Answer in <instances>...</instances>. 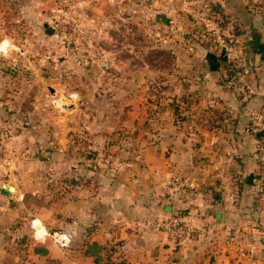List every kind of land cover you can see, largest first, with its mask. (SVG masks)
I'll list each match as a JSON object with an SVG mask.
<instances>
[{
  "label": "crops",
  "instance_id": "1",
  "mask_svg": "<svg viewBox=\"0 0 264 264\" xmlns=\"http://www.w3.org/2000/svg\"><path fill=\"white\" fill-rule=\"evenodd\" d=\"M216 1L221 29L234 42L231 55L202 39L193 2L179 0L171 11L159 0L156 11L146 10L156 21L159 45L173 49L175 63L174 86L162 78L166 86L157 91L154 117L141 123L137 112L148 106L136 103L139 92L131 86L92 89L68 110L44 109L42 96L16 107L14 120L26 127L22 139L46 127L53 142L70 144L75 134L96 150L113 143L116 131L141 123L157 126L158 140L151 147L156 153L78 154L75 165L63 154L66 145L62 154H12L13 166L0 170V264H264L261 232L246 212L264 173L259 134L248 121L264 105V8ZM173 177L186 182L184 194L173 196L167 188ZM4 184L14 189L10 198L2 194ZM179 212L200 234L173 252L157 221ZM32 218L68 233L72 246L33 245ZM91 244L103 249L92 255Z\"/></svg>",
  "mask_w": 264,
  "mask_h": 264
},
{
  "label": "rangeland",
  "instance_id": "2",
  "mask_svg": "<svg viewBox=\"0 0 264 264\" xmlns=\"http://www.w3.org/2000/svg\"><path fill=\"white\" fill-rule=\"evenodd\" d=\"M155 1L159 0H132L130 4L126 0H0V44L6 46L0 52V145L5 159L11 161L10 167L0 164V170L13 166L12 154H62L59 150L63 145V154H69L72 165L78 154L156 153L152 148L157 144L152 141L158 140L154 137L157 126L141 123L160 109L157 91L166 86L162 78L170 79L168 86H174L170 77L175 63L173 49L157 41L154 17L145 13L156 11ZM182 1L193 2L195 14L200 15L198 2L203 0ZM207 1L220 6L216 0ZM245 1L250 10L264 8V0ZM164 2L173 11L179 0ZM131 13L133 18L129 19ZM36 77L40 78L35 81ZM126 86L139 92L136 103L148 109L137 112L143 119L134 129L113 133V143L93 150L84 137H73L75 134L70 144L53 142L46 127L36 129L38 136L19 137L26 127L15 122V109L20 104L31 106L36 96H42L40 103L50 110L55 108L52 100L73 96L65 108L68 110L87 100L84 95L92 89ZM37 90L42 95H37ZM258 132L260 141L262 133ZM13 136L16 142L10 141ZM258 148L264 154L261 142ZM61 178L47 187L60 183ZM246 209L250 226L261 232L264 246V173Z\"/></svg>",
  "mask_w": 264,
  "mask_h": 264
},
{
  "label": "built area",
  "instance_id": "3",
  "mask_svg": "<svg viewBox=\"0 0 264 264\" xmlns=\"http://www.w3.org/2000/svg\"><path fill=\"white\" fill-rule=\"evenodd\" d=\"M198 4L200 5V15H196L195 18L201 32L206 34V38L215 44L221 53L231 55L234 50L233 46L228 42V37L217 27L216 23V20L220 18L219 14H217L219 6L207 0L198 2ZM128 30L129 29H125L127 32ZM5 47L6 46H2V44H0V52H4ZM63 98H66L67 101H64ZM73 99V96L62 97L58 100H52L51 103L53 105L58 103L59 105L64 106L63 109H65ZM249 118L251 120V124L257 128L256 130L263 134L261 144L262 147H264V109L251 111ZM0 164H4L7 167L11 166V161L6 160L4 157L1 145ZM166 185L173 196L178 195L187 187L184 179L180 177H173L169 179ZM29 228L30 240L35 246H44L48 243H51L60 250H68L71 247L72 238L68 233L63 231H51L47 229L45 225L37 218H32L30 220ZM157 228L166 234L169 247L173 252H176L181 247L191 243L200 234L199 230L189 222L167 213L159 218L157 221Z\"/></svg>",
  "mask_w": 264,
  "mask_h": 264
},
{
  "label": "trees",
  "instance_id": "4",
  "mask_svg": "<svg viewBox=\"0 0 264 264\" xmlns=\"http://www.w3.org/2000/svg\"><path fill=\"white\" fill-rule=\"evenodd\" d=\"M217 12H218L217 14H219V17H220V18H218V19L216 20L217 27H218L220 30L223 31V29H221V28H222V25H223V23L221 22L222 17H223V14H222V9H221L220 6H219ZM198 30H199L200 35L202 36V39H206L207 42H208V39L206 38V34H205V33L203 34V32H201L200 28H198ZM223 32H224V31H223ZM227 39H228V42L233 46L234 42L232 41V39H231L230 37H228ZM211 47H213L215 50L219 51L215 44L212 43ZM228 73H229V74H228V75H229L228 78H232V79L235 78L236 74H233V73L230 72V71H229ZM238 76H239V74L237 73V77H238ZM239 77H240V76H239ZM234 80H235V79H234ZM237 80H238V79H237ZM173 103H175V102L173 101ZM181 103H182V102H181ZM170 107H171V111H172L173 115H174L175 117L178 116V115H179V107H178V106L173 107L172 104L170 105ZM261 109H264V105H263L262 108L257 109V110H261ZM253 111H254V110H253ZM249 114H250V113H249ZM248 121H249V125H250L254 130H256L257 128L251 124V120H250L249 116H248ZM257 132H258V131H257ZM258 133H261V132H258ZM261 137H263V134H262ZM259 142H261V140H260ZM185 189H186V188H185ZM185 189H184L181 193H179L178 195H176V196H180V195L184 194ZM173 215H174L175 217H178V218H181V219L185 220L184 217H183V216L185 215L184 212H179V213H176V214H173ZM102 249H103V248L100 247V246H98L97 244H91V245L89 246V252L92 253V255L96 254L97 252H100ZM102 260H103V259L98 258V259H95V262H99V261H102Z\"/></svg>",
  "mask_w": 264,
  "mask_h": 264
},
{
  "label": "water",
  "instance_id": "5",
  "mask_svg": "<svg viewBox=\"0 0 264 264\" xmlns=\"http://www.w3.org/2000/svg\"><path fill=\"white\" fill-rule=\"evenodd\" d=\"M49 33V32H48ZM50 34V33H49ZM55 107L59 110H62L64 108V106L59 105L58 103H55ZM14 191L13 187L9 186V185H3L2 187V194L5 195L6 197L10 198L11 197V193Z\"/></svg>",
  "mask_w": 264,
  "mask_h": 264
}]
</instances>
